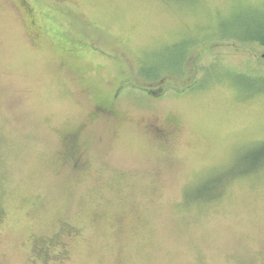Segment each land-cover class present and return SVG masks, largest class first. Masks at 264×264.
<instances>
[{
  "label": "rangeland",
  "instance_id": "374dc122",
  "mask_svg": "<svg viewBox=\"0 0 264 264\" xmlns=\"http://www.w3.org/2000/svg\"><path fill=\"white\" fill-rule=\"evenodd\" d=\"M24 1L0 0V264H264V46L237 37L264 0Z\"/></svg>",
  "mask_w": 264,
  "mask_h": 264
},
{
  "label": "trees",
  "instance_id": "16d2710c",
  "mask_svg": "<svg viewBox=\"0 0 264 264\" xmlns=\"http://www.w3.org/2000/svg\"><path fill=\"white\" fill-rule=\"evenodd\" d=\"M20 3H26L24 0H21ZM27 6V5H25ZM29 10V9H28ZM245 13V12H244ZM247 13V11H246ZM250 13H253V16H240L239 17V23L240 25L243 24V23H246L247 21H254L253 22V28L251 30H256L257 27L259 26V30L254 32V33H251L249 34L250 32L252 31H248V34L244 31L243 33H240L239 30L241 31V27H237V33L239 35H237V37L240 39V40H243V41H252V42H257L258 44L264 46V10L260 11V10H249L248 14ZM27 15L31 18V22L33 23V26H34V23L36 22V19L34 18V13H30V10L27 12ZM239 25V26H240ZM263 28V29H262ZM247 31V30H246ZM186 50V49H185ZM184 50V52H185ZM184 57H185V54H184ZM254 166L255 167H259V166H263L264 165V152H260L256 158L254 159ZM257 167V168H258Z\"/></svg>",
  "mask_w": 264,
  "mask_h": 264
},
{
  "label": "water",
  "instance_id": "95a60500",
  "mask_svg": "<svg viewBox=\"0 0 264 264\" xmlns=\"http://www.w3.org/2000/svg\"><path fill=\"white\" fill-rule=\"evenodd\" d=\"M262 58L264 59V53L262 54Z\"/></svg>",
  "mask_w": 264,
  "mask_h": 264
},
{
  "label": "flooded vegetation",
  "instance_id": "af4514ba",
  "mask_svg": "<svg viewBox=\"0 0 264 264\" xmlns=\"http://www.w3.org/2000/svg\"><path fill=\"white\" fill-rule=\"evenodd\" d=\"M19 2L21 1V0H18Z\"/></svg>",
  "mask_w": 264,
  "mask_h": 264
}]
</instances>
